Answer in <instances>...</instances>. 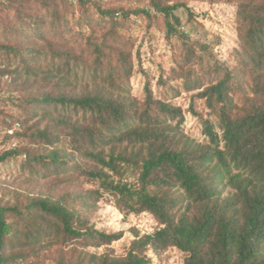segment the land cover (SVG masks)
I'll return each mask as SVG.
<instances>
[{
    "label": "trees",
    "instance_id": "1",
    "mask_svg": "<svg viewBox=\"0 0 264 264\" xmlns=\"http://www.w3.org/2000/svg\"><path fill=\"white\" fill-rule=\"evenodd\" d=\"M79 1L83 11L115 27L160 16L180 58L158 76L162 96L155 97L148 80L139 102L129 96L130 79L136 70L147 72L129 51L92 42L93 90L87 86L74 94L73 83L84 77L71 51L0 45L1 75L12 74L27 91L42 87L24 100L29 115L57 126L32 132L45 151L34 154L17 148L20 124L10 125L0 137V163L25 157L38 177L72 172L95 185L56 200L34 198L24 211L0 205V264L15 257L4 254L17 239L7 221L11 214L31 217L23 234L31 246L50 237L83 248L120 240L122 234L89 224L88 216L106 196L121 214H149L158 228L144 236L134 231L125 257L92 255L88 264H153L147 253L158 256L169 248L186 256L184 264H264V0H225L236 6L233 69L209 45L191 42L180 31L176 12L185 3L149 0L144 7L112 9L105 6L110 0ZM29 21L37 23L28 16L12 32L25 35ZM106 49L113 50L115 64ZM182 92L191 94L187 111L171 102ZM186 113L199 119L202 141L185 133Z\"/></svg>",
    "mask_w": 264,
    "mask_h": 264
},
{
    "label": "rangeland",
    "instance_id": "2",
    "mask_svg": "<svg viewBox=\"0 0 264 264\" xmlns=\"http://www.w3.org/2000/svg\"><path fill=\"white\" fill-rule=\"evenodd\" d=\"M178 2L186 4V9L181 8L176 12L181 20L180 31L186 34L191 42L209 45L214 56L233 69L235 67L233 53L238 46L236 6L225 0L214 3L200 0H173V3ZM148 5L149 0H110L105 6L112 9H133ZM28 16L29 19L37 20V23L29 21V29H23L25 35H15L12 32L14 28H17ZM37 31L41 32V37L37 36ZM92 42L129 51L135 60H140L147 76L136 70L130 79L129 89L130 98H136L139 102L144 99V86L148 80L152 81L151 88L155 97L162 96V88L155 85L158 76L162 72L168 73L180 58V52L165 38L162 18L155 14L149 18L140 16L135 21L123 22L115 27L100 20L94 13L83 11L79 0H0V45L44 48L46 51L49 49L58 52L71 51L78 58L76 62L79 61V76L84 77L83 80L73 83L74 94L81 93L87 86L88 90H93V85L88 79L90 66L96 59L90 47ZM105 52L111 63L115 64L113 50L106 49ZM3 62L4 59H0V64ZM13 68L11 67L9 72ZM35 92H43L42 87L36 86L27 91L12 74L0 73V137L10 125L19 123L20 126L16 125V128L21 130L22 137L16 139L17 148L41 154L45 152L44 146L31 137L32 132L35 129L52 130L57 126H50L47 120L40 118V114L36 118L29 115L24 100ZM68 93H72L71 89ZM190 96L191 94L182 92L171 102L187 111ZM201 109L202 106L199 105L198 111ZM62 115L59 114L58 117ZM183 128L188 136L199 141L204 139L199 119L189 113L185 115ZM6 148L9 146L7 145ZM25 160V157H18L0 163L1 206H17L24 211L22 208L34 198L56 200L64 197L68 192L95 187L93 183L72 172L38 177L39 175L29 169ZM30 168L34 169V167ZM23 213L22 216L16 214L7 216L8 223L17 231V239L12 241L14 246L4 253L5 256L15 255L7 264L59 262L88 264L90 256L104 254L122 258L127 255L131 243L135 240L134 231L139 236H144L153 234L158 228L149 214L138 216L121 214L114 207L113 199L106 196L104 201L99 203L96 211L88 216L89 224L108 234H122L120 240L101 248H83L76 243L66 245L50 237L45 239L43 244L31 246L29 239L25 240L23 235L30 228L31 217L26 212ZM147 254L152 258L153 264H184L186 257L175 248H169L158 256L151 252ZM18 256H23V259L19 261L16 259Z\"/></svg>",
    "mask_w": 264,
    "mask_h": 264
}]
</instances>
